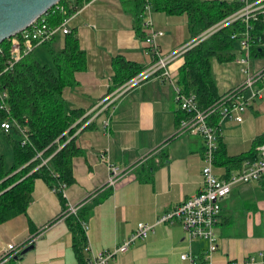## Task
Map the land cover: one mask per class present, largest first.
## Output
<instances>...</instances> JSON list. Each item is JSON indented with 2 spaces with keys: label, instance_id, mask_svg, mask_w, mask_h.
<instances>
[{
  "label": "crops",
  "instance_id": "crops-1",
  "mask_svg": "<svg viewBox=\"0 0 264 264\" xmlns=\"http://www.w3.org/2000/svg\"><path fill=\"white\" fill-rule=\"evenodd\" d=\"M66 2L75 8L68 28L85 51L86 67L75 72L76 82L66 85L62 96L70 107L89 110L107 92L113 55H124L145 65L154 54L136 33L134 17L121 0ZM151 19L164 32L156 40L162 53L172 52L193 38L186 15L151 11ZM142 31L146 34L144 27ZM63 37L57 35L49 45L61 49ZM237 56L227 61L216 59L218 64H212L220 92L242 83L246 77ZM182 62L183 57L178 56L170 63L174 79ZM263 73L259 84L264 83ZM175 87V81L170 79L147 78L127 90L111 107L107 130L101 122V111L94 126L80 127L74 134L82 153L73 159L75 181L66 187V205L99 198L86 217L88 248L84 245L83 251L88 262L97 250L122 242L138 221L155 222L162 212L196 192L200 185L203 140L197 133L177 131L175 118L180 107ZM241 115L240 121L230 117L220 120L219 137L229 155L248 150L253 138L264 132V92L252 98ZM3 148L10 160L12 146L0 130V155L7 158ZM102 152L127 169L113 185L107 184L108 169L100 157ZM213 169L221 176L227 168L214 164ZM220 203L213 264H264V176L233 185ZM61 209L56 192L36 178L26 214L0 223V264H78L72 248L73 232L65 217H58ZM8 243L18 248L33 245L12 260H3ZM205 247L203 239L188 241L182 225L173 219L155 223L148 236L134 240L108 264H178L180 252L191 250L200 257ZM249 255H254L255 261L244 263Z\"/></svg>",
  "mask_w": 264,
  "mask_h": 264
},
{
  "label": "trees",
  "instance_id": "trees-1",
  "mask_svg": "<svg viewBox=\"0 0 264 264\" xmlns=\"http://www.w3.org/2000/svg\"><path fill=\"white\" fill-rule=\"evenodd\" d=\"M124 7L134 17L136 33L145 37L142 31V12L148 3L152 11H161L167 15L184 14L189 23L191 36L212 27L217 22L240 9L242 0H121ZM252 1V0H250ZM59 4L65 6L66 13L56 7H51L41 17L50 25L59 24L66 16L72 14L74 7H69L65 0ZM40 17V18H41ZM246 25L235 22L224 26L207 39L186 50L181 57L183 62L178 69L175 82L181 93L195 94L199 108L210 106L224 93L234 86L220 92L212 74L211 58L227 61L235 57L236 39L245 30ZM251 36L250 55H264V17L258 16L248 23ZM63 47L54 49L50 42L43 44L52 57L53 64L41 62L33 55L34 48L22 56L12 68L0 73V91L4 90L5 107H0V130L5 133L12 146V163L7 167L5 158L0 155V223L20 213L26 214L36 178L44 180L50 188L60 182L70 185L75 181L73 174V159L82 153L76 144L72 124L81 117L85 108L70 107L62 96L63 88L76 82L75 72L86 67V54L80 48L77 36L73 31L63 35ZM11 38L0 43V69L9 55ZM156 59L154 58L152 61ZM112 75L109 76L107 92L113 90L127 79L131 78L147 64L141 65L127 59L124 55H113L111 58ZM263 72V71H262ZM245 88L241 85L239 92ZM187 112L177 110L176 125ZM86 117L84 116L83 119ZM13 120L9 130L1 127V122ZM209 122L218 129V146L214 152V164L224 165L226 177L238 169L247 158H255L257 147L264 143V132L257 134L248 150L235 155H229L224 143L220 140V114L210 115ZM25 129L26 136L18 127ZM94 126V122L83 128ZM70 135L67 139L66 132ZM44 156H50L46 163H41ZM109 191V190H108ZM58 195L62 209L58 215L64 216L73 232L72 248L78 264H89L85 259L83 246L87 243L83 221H86L88 210L98 201L95 198L89 202H78L76 212L65 215L66 200L60 190ZM30 219L28 218V222ZM20 256L21 250L14 256Z\"/></svg>",
  "mask_w": 264,
  "mask_h": 264
},
{
  "label": "built area",
  "instance_id": "built-area-1",
  "mask_svg": "<svg viewBox=\"0 0 264 264\" xmlns=\"http://www.w3.org/2000/svg\"><path fill=\"white\" fill-rule=\"evenodd\" d=\"M242 1L244 5L240 9L223 18L212 27L193 36L188 43L169 53H162L156 42L157 38L161 37L164 33L162 30L156 29L153 26L151 19L152 9L150 4L147 3L141 15L143 20L142 25L146 31L144 41L151 46L156 59L113 90L104 93L93 107L89 110H85L84 114L72 124L75 128L71 136H74V134L81 129L80 127L83 128L86 124L93 122L96 116L102 111L104 115L101 122L103 127L107 130L110 122L111 107L115 105L118 98L127 90L138 85L143 80L154 76L175 81L170 69V63L173 59L182 55L192 46L207 39L210 35L224 26L231 25L235 22H241L246 25L245 30L238 37L237 33L231 35V37L236 39L241 54L236 57V60L241 65V71L246 74L242 83L234 85L230 91L224 93L218 100L204 108L198 107L194 93H181L177 84L175 87V99L179 107L187 112V114L180 119L177 125V131L197 133L201 135L203 140L201 182L198 189L190 196L177 202L170 209L162 212L155 222L138 221L133 231L122 242L112 248H104L92 253L89 264H108L114 255L118 252L125 251L134 240L148 236L154 229L155 223L172 221L173 219L177 220L182 225L188 241H192L193 239H203L206 241V247L202 256L197 257L191 250L182 251L179 254L178 264H213V253L218 246L216 223L221 209V199L230 192L233 185L255 179L258 180L264 176V143H261L257 147L255 158L245 159L238 169L230 172L226 177L218 176L213 169L214 152L218 146V129L209 122L210 115L219 112L220 120L224 117H230L240 121L242 120L241 113L249 104L250 100L254 97L262 96L264 92V84H259L258 87L254 86L261 78L263 72H258L255 75H250L248 73L251 41L248 23L249 20L257 19L260 15L264 17V0ZM54 7L59 9L62 13H66L63 4H59L58 2ZM69 7L72 6L69 5ZM70 17L71 14L56 25L48 24L42 17L38 18L30 26L11 37L9 55L5 58L0 73L12 68L22 56L27 55L34 48L52 41L57 35L69 33L68 21ZM241 85L245 89L246 87H250L251 94L249 98L244 96V91L243 93L239 92V87ZM5 96L6 92L1 90L0 107H5ZM84 116L86 117L85 119H83ZM12 124L13 120H5L1 122V127L7 131ZM16 126L25 137V129L18 124H16ZM65 132L68 139L70 135L67 131ZM49 157L50 156H44L41 163H46ZM100 157L105 160L107 165V184L113 185L127 169L110 160L106 152H102ZM66 187L67 185L65 182H60L58 186H53L51 189L54 192L60 190L62 196L66 198ZM78 207V203L70 204L67 206V210H65V215L70 212H76ZM83 228L86 231V221H83ZM6 248L8 253L4 255L5 258L3 260L9 259L22 249V247L18 248L13 243H8ZM86 248H88V244H86ZM243 261L244 263H252L255 261V256L249 255L245 257ZM235 263L236 262L233 261L230 264Z\"/></svg>",
  "mask_w": 264,
  "mask_h": 264
},
{
  "label": "water",
  "instance_id": "water-1",
  "mask_svg": "<svg viewBox=\"0 0 264 264\" xmlns=\"http://www.w3.org/2000/svg\"><path fill=\"white\" fill-rule=\"evenodd\" d=\"M60 0H0V43L13 37L44 15ZM21 249L24 253L32 247ZM14 257H17L16 255Z\"/></svg>",
  "mask_w": 264,
  "mask_h": 264
},
{
  "label": "rangeland",
  "instance_id": "rangeland-1",
  "mask_svg": "<svg viewBox=\"0 0 264 264\" xmlns=\"http://www.w3.org/2000/svg\"><path fill=\"white\" fill-rule=\"evenodd\" d=\"M185 15L183 14V17H184ZM153 26H154V24H153ZM155 27V26H154ZM156 28V27H155ZM157 29V28H156ZM160 30V29H159ZM164 33V32H163ZM239 45H238V43L236 42L235 43V52H236V54L239 56V55H241L240 54V52H239ZM33 55H37V57L39 58V60L41 61V62H43V63H48V64H50V65H52L53 64V61H52V57H51V55L47 52V49L45 48V47H39V48H36L35 50H34V52H33ZM211 63L212 64H218L217 63V61H216V59L215 58H211ZM248 66H249V69H248V73L250 74V75H255V74H257L258 72H262L263 71V69H264V55H258V56H253V55H251L250 57H249V61H248ZM264 74V73H263ZM264 84V83H263ZM255 87H258L259 86V83L258 82H256L255 83V85H254ZM245 92H244V96L246 97V98H249L250 97V94H251V89H250V87H246V89L244 90ZM251 101V100H250ZM7 148H8V146H7ZM2 152H4L5 153V156L7 157V158H5V162H6V166L8 167L10 164H11V162H12V158L9 160V154H8V151H6V149L5 148H3V150H2Z\"/></svg>",
  "mask_w": 264,
  "mask_h": 264
}]
</instances>
